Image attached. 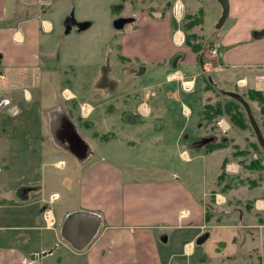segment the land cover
I'll list each match as a JSON object with an SVG mask.
<instances>
[{
    "label": "crops",
    "instance_id": "0c3cea01",
    "mask_svg": "<svg viewBox=\"0 0 264 264\" xmlns=\"http://www.w3.org/2000/svg\"><path fill=\"white\" fill-rule=\"evenodd\" d=\"M118 2L0 0V131L9 134L18 125L32 127L29 118L32 110L40 114L42 121L48 115L55 121L70 119L71 123L66 122L72 128L71 117L64 115L58 104L63 92L70 94L69 98L64 97L66 100H72L75 91L65 88L62 92L43 86L44 74L56 67L66 68L78 78L97 69L102 72L111 65V57L115 60L121 57L124 61H139L141 70L131 77L122 74L114 79L116 82L105 77L108 83L101 85V94L114 95L116 99L107 104L86 100L79 104L75 114L84 131L102 126L101 134L94 130L91 135L98 137L99 133L101 141L109 143L123 137L129 140L127 143H136L128 137L132 134L129 129L134 128L137 136L145 138L144 150L153 157V162L143 165L152 174L146 173L142 178L126 175V167L135 169L141 164L124 166L104 157L95 160L80 174L74 201L66 198L57 214L51 208L55 224L47 227L42 216L43 209L50 207L46 195L41 193L37 200L36 192L27 190L20 195L16 191L19 177L29 180L37 173L38 169L31 166L34 156L31 150L23 154V142L11 140L7 134L6 145L3 147L0 142V177H7L0 187V264H56L62 262L59 258L55 261L59 253L69 264L204 263L208 258L195 255L199 245L196 240L201 235L207 234V240L212 234L220 245L230 243L238 247L250 240L247 248L257 250L253 247L255 235L248 239L240 235L248 227L258 231V240L264 245L263 225L252 215L264 206L263 197L252 193L259 186L241 184L229 188L218 182L224 161L228 181L239 175L234 152L253 143L254 138L231 126L226 117L212 123L203 119V106L211 102L210 93L218 89L226 96L229 92L243 96L249 89L264 95V0H228V16L222 26L208 37L200 35L204 47L209 41L221 45L220 66L213 71L214 79L205 80L213 86L207 90L199 79L207 73L202 68L207 54L203 50L197 54L183 42L185 32L172 4L171 10L158 15L136 10L125 17L133 21L116 30L111 6ZM178 2L183 4L181 0ZM201 13L190 7L185 15ZM68 16L70 21L66 25L64 20ZM80 22L89 25L80 30ZM131 23L133 28L125 29ZM201 25L202 19L191 28L192 33ZM118 32L121 35L117 37ZM119 79L125 80V86L121 87ZM131 81L134 88L129 89ZM182 82L192 88L184 89ZM129 93H134L135 104L127 116L126 100H116ZM46 97L55 104H42ZM113 101L119 104L116 106ZM247 102L251 105L250 100ZM33 106H39V111ZM3 109H17L21 113L9 121ZM135 127L145 130L144 133ZM106 134L111 135V141L106 140ZM218 135L228 141L227 145L209 150L201 143L204 138L215 142ZM81 137L82 141L73 140L78 145L74 156L83 160L88 149ZM94 155L92 152L91 158ZM49 159L44 161L61 163L58 169L64 168V159L53 162ZM212 167L215 170L211 171ZM190 181L196 188L191 187ZM239 187L248 191L241 194L242 198L235 194ZM53 191L57 201L52 206L62 197L59 190ZM249 201L254 204L251 209L244 206ZM74 212L98 217L95 235L80 249L61 234L63 221ZM238 237L241 239L236 243Z\"/></svg>",
    "mask_w": 264,
    "mask_h": 264
},
{
    "label": "rangeland",
    "instance_id": "374dc122",
    "mask_svg": "<svg viewBox=\"0 0 264 264\" xmlns=\"http://www.w3.org/2000/svg\"><path fill=\"white\" fill-rule=\"evenodd\" d=\"M181 1L185 5V9H184V5L179 2L181 5H177V7L179 6V8H176V9H179V12H176V9H175V6L178 0H130V1H125L123 5L124 6L123 9L119 11L118 13H115V18L120 17V16L122 17L132 16L136 10L152 11L158 15L167 10L168 11L171 10L172 8L171 4H172L174 6V15L178 19V21H180L182 25V21H184L185 14L186 12H188V10H190V7L191 9H194V10H201L202 13L200 15L198 14V16L200 17V20L202 19V25L201 27L198 26L199 28L196 29L197 31L196 33L198 35L193 32L196 35V37L191 38V41L195 43L199 41L201 48L198 51V54L199 52L201 53L202 50L207 54L206 56L207 65H205V68L208 70L204 69L205 71H207V73H203L201 76H199V79L202 80V86H203V85H206L207 82L205 83V80L207 78L214 79L212 74L214 71L213 65L216 64V61L214 60L215 58L212 59L209 56V50L212 46V44L210 45V43L214 41L207 42L206 46L204 47V42L199 39H200V35H205L206 37H208L209 35H211L213 32L216 31L215 29L216 24L222 14V8L217 0H181ZM189 2L191 4L190 7L188 4ZM133 26L134 24L131 23L130 25H127V28L125 29H128L130 27L133 28ZM184 32L185 33L183 37L185 38V34L192 33V29H189L188 31H184ZM119 35H121V32H118L117 37ZM110 62H111V65L106 66L102 70V72L99 69H97L89 73H83L82 76H79L78 78L76 77L75 73H73V71H69L66 68L65 69L57 68L56 66H55L56 68L54 67L55 69L44 74L43 86H46L51 89L53 88V90H61L62 92L63 90H65V88L66 89L71 88L73 89V91H75V97L73 96L74 99L72 100H66L64 97L63 98L61 97L58 107L60 108L59 110L65 113L64 115H68L69 117H71L73 121L72 130L80 134V138L82 140L83 138L81 137V135L85 138L86 142L85 141L84 142L85 144H87V149H88L87 156L83 160H80L76 158L74 155H72L64 145L55 143L53 139V135H55L56 133V124H55L56 121L53 120L51 115L49 116L48 113L46 114L48 116L44 118V121H41L42 125L41 124L39 125L38 123H36V121H34L36 124L34 123L35 126L31 128L32 132L30 133L31 135H35V136H37V134L40 133L42 136L41 138H44V142L42 143V145H44V153L42 155L43 159L39 161H33L31 166L32 167L34 166V168H36L37 166H40L41 168H44L45 173L44 175H41L40 177L36 176L30 179L33 180V183L41 184V187L39 189V195L41 196V193L42 194L44 193L47 197V200H50L51 196L55 194L56 191H53V190H59L61 192L62 197L60 201L57 202L53 206L49 205L50 206L49 208H52L55 214H57L58 210H61L63 208L66 198L71 199V201L72 200L74 201L76 197V193H77V185H78L80 174L84 172L87 168H89L90 165L95 160H98L101 157L111 159V160H117L124 166L130 165V164L131 165L141 164V166H138L135 169L126 167V175L129 178H139V177L142 178V176L146 175V173H150L148 168L143 167V165L153 162L152 161L153 157L144 150L145 149L144 147L146 146V144H144L146 143L145 138L140 137L139 135L137 136V134L133 132L134 128L129 129V131L132 134L128 137L130 140L132 139L136 143H127L129 140L124 139L125 137H123V139L122 138L118 139V141L116 142L114 139H113L114 141L112 140L111 135L106 134V140L107 141L112 140L109 143V142L101 141V138L99 137L103 130L102 126H99L96 129H92L90 131L89 130L84 131V127L81 123V120H79V116L76 115L77 114L75 112L76 108L79 107L80 103L86 100H92L93 102L98 101L99 103H102L103 101V103L107 104V102L110 99L112 98L116 99L114 98V95L104 97L101 94V91H102L101 85L108 83V80L105 79V77L107 78L108 76V78H110L111 81L116 82L117 80H114V79L119 78V76H121L122 74H125L131 77L134 74V72L140 71L142 68V64L139 63V61L138 62L133 61V60L124 61V60L118 59V57L116 60L111 57ZM203 66H204V63H203ZM119 80H120L119 82L121 83V87L125 86L124 85L125 80H121V79ZM133 84H134V81H131L129 85V89L134 88L132 86ZM221 90L222 89H218L210 93L211 102H215L217 100H225L229 98L228 95L227 96L224 95L221 92ZM67 95H70V94L68 93ZM122 96L123 97H118L116 101L119 102V100H124V101L126 100V104H124L126 106L124 107L129 108V110L126 111L129 113L127 114V116H129L132 106L135 104L134 93H129L127 96L125 95H122ZM247 100L249 101V99ZM70 101H72V103ZM54 102L55 101L46 97L44 101H42L41 103L52 105V104H55ZM117 102L113 101L112 104L117 106L119 104ZM33 107L36 111H39L38 109L39 106H33ZM250 107H251L253 116L256 119L261 129V132L263 134V137H264V114L260 112L259 105L255 101H251ZM243 111L245 112L244 108H243ZM97 112L98 114H100L101 109ZM32 114L35 115L36 112L32 111ZM69 120L67 119L66 121L68 123H71ZM38 125L40 127H38ZM27 128L28 127L25 128V126H23V129H25V133H24L25 136L23 135L21 137L22 139L26 138V136L28 135L27 130H26ZM245 129H241V130H244V132L246 131L245 132L246 134H248L250 137H253L254 143L258 145L255 133L248 121V118H247V127ZM94 130H96L97 132H100V134L98 133L97 135L98 137H94L91 135V131H94ZM139 130L142 133H144L145 131L141 129ZM139 130L136 129V131H139ZM193 130L194 128H190V131H193ZM205 133H210V132L205 131ZM200 135H203V134H200ZM6 136H7L6 133L0 134V142H2L1 145H3V147L6 145L5 144ZM221 137H222L221 135H218L216 139L220 140ZM243 138L244 137H241L239 140L242 141ZM113 142H116L117 144ZM242 145H243V141H242ZM243 151H245L243 152V154L233 157L234 161L238 162L239 176L243 179L245 185L250 186V183H251L250 181H252L254 184H256L255 187L259 186L257 189L253 190L252 193L253 194L256 193L255 196H260V197H263L262 199H264V153L259 145L257 146L256 149L247 145L246 147H244ZM92 152L95 153L94 155L95 158H91L90 154ZM44 158H47V159L50 158L49 159L51 160L50 162H53L54 161L53 159L62 158L66 162L64 164V168L59 170V169L54 168L52 166L53 164L49 163L48 160L47 162H45ZM254 160L258 161V166L256 168L245 167V165H248L250 162ZM242 162L244 163V165ZM217 168L220 170L219 166ZM213 170H215L214 167L211 168V171ZM150 174H152V172ZM208 176L209 174H207V177ZM3 179L6 180L7 177H3V178L0 177V187H1ZM224 182H221L220 185H223ZM189 184L191 185V187H194L192 181H190ZM208 184H210V182H208ZM50 190L52 191L50 192ZM247 192L248 191L246 187H239L235 191V194H239L238 197L242 198L241 194H247ZM69 195L71 197H69ZM253 205H254L253 201H249V204L247 203V205H244V206L245 207L248 206L251 209L253 208ZM252 215H254V220L256 222L258 220L259 224L263 225V229H264V206L257 208L256 211H254ZM233 231L234 230H232L231 232ZM240 232H241L240 235H242L246 239L255 235L254 240H253L254 242L253 247H257V250H259V253L264 254V245L261 246L260 240H258V235H257L258 231L248 227V228H243ZM263 234H264V231H263ZM239 239L241 238L238 237V239L236 240V243L240 242ZM262 242L264 244V240ZM250 243H251L250 240H245V245L243 247L233 246L230 243H228L227 245H220V242L214 239V237H212V234H211L210 237L207 240H205V242H203L202 244L196 245V254H195L196 256L197 254H201L203 257L208 258L209 261L204 262V263L199 262V261H194L192 264H242V263L262 264L261 258L263 257L258 255L259 253L257 252V250H254V249L249 250ZM246 245L249 248H247ZM228 255L230 256L229 258H227ZM62 256L63 255H60V253L56 255L55 261L58 258L61 259L62 261L61 263H56V264H69L67 261L66 262L64 261V256L63 257Z\"/></svg>",
    "mask_w": 264,
    "mask_h": 264
},
{
    "label": "trees",
    "instance_id": "16d2710c",
    "mask_svg": "<svg viewBox=\"0 0 264 264\" xmlns=\"http://www.w3.org/2000/svg\"><path fill=\"white\" fill-rule=\"evenodd\" d=\"M125 1H130V0H119V2L117 4L111 6V12L113 14H115V13H118L119 11H121L124 7L123 5H124ZM126 20L127 21H130V20L133 21L132 18H125V17L114 18L113 19L114 28L116 30L121 29L126 24L125 23L124 25H122V22H124ZM69 21H70V18L68 16L65 18L64 23L66 25H68ZM199 23H200V17L197 14L196 15H185L184 21H182L181 29L183 31H188L193 26L198 25ZM195 37H196V35L194 33L185 34L184 43L187 46H189L194 52H196L198 54V51L201 48L199 41L196 43L191 41V38H195ZM119 58L122 59L121 57H119ZM122 60H124V59H122ZM208 81L209 80L206 81L207 82L206 86H205L206 90L213 88L211 83ZM228 97L229 98L225 99V100H217L215 102H207L203 106V119L207 123H212L221 117H226L229 120V122L231 123V126L237 127L239 129H245L247 127V116H246L245 112L243 111L244 107L235 98H232L230 96H228ZM243 97L245 98V100L249 99L250 101H255L256 103H258L259 108H260V112L262 114H264V95H263V93L249 89L245 92ZM227 143H228V141L222 136L220 140H217L215 142L209 141L207 143H204L205 144L204 146L206 147V149L210 150L213 148L225 146V145H227ZM258 145L253 142V143H250L249 146L256 149ZM243 152H245V151H243V149L237 148V150L234 152V155L237 156V155L243 154ZM225 162L226 161H224V163L222 164V170L218 176V182L221 183V182L225 181L224 185L228 186L229 188L233 187L235 185L237 186V185L244 184L243 179L239 175L235 176L236 178L231 179L232 182H230V180L229 181L227 180V178H229V177H227V175L225 174V171H224ZM242 163H241V165H242ZM243 165H244V163H243ZM257 166H258L257 160H254V161L250 162L248 165H245V167H249V168H256ZM250 182H251L250 186L255 187L256 184H254L252 181H250ZM262 264H264V256L262 258Z\"/></svg>",
    "mask_w": 264,
    "mask_h": 264
},
{
    "label": "water",
    "instance_id": "95a60500",
    "mask_svg": "<svg viewBox=\"0 0 264 264\" xmlns=\"http://www.w3.org/2000/svg\"><path fill=\"white\" fill-rule=\"evenodd\" d=\"M217 1L222 8V14L216 24V28L219 29L228 16L229 5H228V0H217ZM126 21L122 22V25H124ZM88 25H89L88 22H80L78 23V28L80 30H84L88 27ZM227 95L232 98H235L244 107L248 121L255 133L256 140L264 153V137L256 119L253 116L249 103L239 93L229 92L227 93ZM73 137H74L73 140L82 141L80 137H78V134H76L75 131H73ZM211 140L212 138H204L201 140V143L204 144ZM83 145L87 147L85 143ZM97 223H98V217L92 213L74 212L68 214L65 220L63 221L61 234L67 241H69L72 244L74 248L80 249L83 248L95 235L97 230ZM207 237H208L207 234L201 235L196 240V244L202 243L203 241H205Z\"/></svg>",
    "mask_w": 264,
    "mask_h": 264
},
{
    "label": "flooded vegetation",
    "instance_id": "af4514ba",
    "mask_svg": "<svg viewBox=\"0 0 264 264\" xmlns=\"http://www.w3.org/2000/svg\"><path fill=\"white\" fill-rule=\"evenodd\" d=\"M175 9H176V7H175ZM176 12H179V9H176ZM19 106L21 107V105H19ZM32 111H34V110H32ZM2 113L5 114L4 116L9 121H14L16 119L17 113H21V112L17 109H15L13 111H5L3 109ZM29 118H30V124L31 125L33 124L32 127H34V125L36 123H38L39 125L40 124L42 125V122H41L42 118H41L40 114H38L37 112L35 115H33L32 112H30ZM34 121H36V123ZM55 124H56V133H55V135H53L54 142L58 143L60 145H64L72 155H76V153L78 151V149H77L78 145L74 144L73 137H72L73 132H72V128L70 127V124H68L66 121H61V119L56 121ZM39 125H38V127H40ZM21 127L22 126L18 125L17 128L10 131L9 134L8 133H6V134L9 135L11 140L19 139L20 142H23V144H24L23 154H27L29 152L28 150H31L30 153L34 156V161H39V160L43 159L42 155L44 153V145H42V143L44 142V138H41L42 136L40 133L37 134V136L31 135L30 132H32L31 131L32 127H29L26 129L28 135L26 136V138L22 139L21 137L23 135L25 136V134H24L25 129H23V127L22 128ZM2 133H5V132L0 131V134H2ZM52 166L54 168L58 169V167L55 164H53ZM36 168L38 169L37 173L34 174L30 178H33L36 176L40 177L41 175H44L43 168H41L40 166H37ZM40 187H41V184L40 183H33L32 179L28 180L26 177H19V185L17 186L16 191H18V194H20V195L23 192H26L27 190H30L31 192H36L35 198L37 200H39L40 195L37 194V191L39 192Z\"/></svg>",
    "mask_w": 264,
    "mask_h": 264
},
{
    "label": "built area",
    "instance_id": "2783aa9c",
    "mask_svg": "<svg viewBox=\"0 0 264 264\" xmlns=\"http://www.w3.org/2000/svg\"><path fill=\"white\" fill-rule=\"evenodd\" d=\"M220 47H221V45H220V43L218 42V41H214V42H212V46H211V48H210V50H209V56L213 59V58H215L214 60L216 61V64H214L213 66V69H217L219 66H220V63H219V53H220ZM207 61H205L204 62V66H203V68L205 69V70H208V69H206L205 68V65H207V63H206ZM218 62V63H217ZM182 87L184 88V89H191L192 88V85H189V84H183V82H182ZM63 96L66 98H69L68 96L69 95H67L66 93H64L63 92ZM58 168H60L61 167V163H57V164H55ZM57 199V195L56 194H53L52 196H51V198H50V200H49V204L51 205L55 200ZM217 201L219 202L220 201V199L219 198H217ZM52 209L51 208H49V207H45L44 209H43V211H42V216H43V218H44V221H45V224H46V226L47 227H51V226H53L54 224H55V218H54V215H53V212L51 211Z\"/></svg>",
    "mask_w": 264,
    "mask_h": 264
},
{
    "label": "bare ground",
    "instance_id": "6f19581e",
    "mask_svg": "<svg viewBox=\"0 0 264 264\" xmlns=\"http://www.w3.org/2000/svg\"><path fill=\"white\" fill-rule=\"evenodd\" d=\"M181 40H182V39H181ZM181 40H180V41H181ZM67 94H68V93H67Z\"/></svg>",
    "mask_w": 264,
    "mask_h": 264
}]
</instances>
